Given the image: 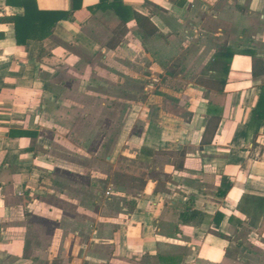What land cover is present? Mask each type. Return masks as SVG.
<instances>
[{
    "label": "crops",
    "instance_id": "obj_1",
    "mask_svg": "<svg viewBox=\"0 0 264 264\" xmlns=\"http://www.w3.org/2000/svg\"><path fill=\"white\" fill-rule=\"evenodd\" d=\"M34 1L71 19L0 23V264H264V0Z\"/></svg>",
    "mask_w": 264,
    "mask_h": 264
},
{
    "label": "trees",
    "instance_id": "obj_2",
    "mask_svg": "<svg viewBox=\"0 0 264 264\" xmlns=\"http://www.w3.org/2000/svg\"><path fill=\"white\" fill-rule=\"evenodd\" d=\"M79 0H72L73 10L80 7ZM10 3L9 0H7ZM16 4L23 8L24 14L22 16H16L12 18L0 19V23H11L15 29V40L18 46H25L29 40H42L49 37L52 34V30L56 24L61 20L71 19L70 12H53L42 11L37 8L34 0H22L17 1ZM98 9L113 11L122 22H127L129 19H133L135 23L143 31L144 37L154 36L156 30L152 27L150 21L144 18L130 9L125 8L121 0H114L112 3L107 4L106 0H99ZM2 35L0 34V40ZM224 56L227 58V63H230L232 53L228 50H224ZM226 65V64H225ZM224 65L225 77L217 81L218 85H224L226 83L228 68ZM215 112V111H214ZM257 119L262 120L264 118V95L262 94L258 100L255 113ZM217 119V124H218ZM217 124L214 126L216 129ZM207 130V128H206Z\"/></svg>",
    "mask_w": 264,
    "mask_h": 264
},
{
    "label": "rangeland",
    "instance_id": "obj_3",
    "mask_svg": "<svg viewBox=\"0 0 264 264\" xmlns=\"http://www.w3.org/2000/svg\"><path fill=\"white\" fill-rule=\"evenodd\" d=\"M100 79V78H99ZM104 80H109V81H111L112 79L111 78H103ZM102 79V80H103ZM113 81L114 82H120L119 80L117 81V78H113ZM113 118V123H112V125L110 126V124L108 125V127H111L110 128V130L109 131H113V132H118V130H119V124L118 123H116L115 124V118L114 117H112ZM102 129H103V127H102ZM104 130V129H103ZM102 130V131H103ZM70 132H71V130H70ZM114 143V142H113ZM100 159H101V161L103 162L104 161V155H102L101 157H100ZM105 190V187H102V191H104Z\"/></svg>",
    "mask_w": 264,
    "mask_h": 264
}]
</instances>
